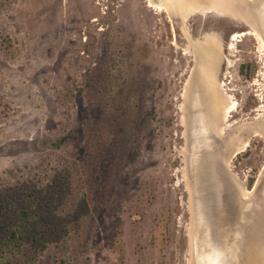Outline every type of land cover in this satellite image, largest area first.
Here are the masks:
<instances>
[{"label": "rangeland", "instance_id": "rangeland-1", "mask_svg": "<svg viewBox=\"0 0 264 264\" xmlns=\"http://www.w3.org/2000/svg\"><path fill=\"white\" fill-rule=\"evenodd\" d=\"M186 6L0 0V188L32 178L46 190L72 164L83 211L68 264H194L185 94L206 50L200 89L232 104L214 132L232 147L227 167L245 194L264 179V125L249 126L264 117L260 33L226 6ZM52 248L39 264H55Z\"/></svg>", "mask_w": 264, "mask_h": 264}, {"label": "water", "instance_id": "water-1", "mask_svg": "<svg viewBox=\"0 0 264 264\" xmlns=\"http://www.w3.org/2000/svg\"><path fill=\"white\" fill-rule=\"evenodd\" d=\"M232 3L236 10L244 9L249 13V22L255 25L264 38V0H235ZM251 125L254 127L264 125L263 119L252 122L249 126ZM256 132H259L258 129ZM209 139H213L215 146H206L202 149L205 151L202 154L205 156L204 159H200L202 147L197 152V158L192 154L188 157V175L193 196L195 222L194 260L197 264H201L206 255L209 254L208 257H212L214 248L218 250L223 246L227 264H240L242 260L245 261L242 253L245 245L242 247L240 243L244 236L242 231L253 232V228L250 229L249 225L253 221L251 214L257 211L258 214L263 215L264 204L259 202V196L243 200L240 189L234 186L236 181L229 175L225 166L227 161L223 159L221 142L215 136L213 138L212 134ZM214 150L216 151L212 153ZM216 153L218 157L212 155ZM205 159L206 161H203ZM248 203L250 205L247 207ZM245 224L246 227L243 228ZM259 225V223L253 224V226ZM256 245L254 241L249 244L251 251ZM253 252L254 250L252 254Z\"/></svg>", "mask_w": 264, "mask_h": 264}, {"label": "trees", "instance_id": "trees-1", "mask_svg": "<svg viewBox=\"0 0 264 264\" xmlns=\"http://www.w3.org/2000/svg\"><path fill=\"white\" fill-rule=\"evenodd\" d=\"M60 172L64 182L52 181L46 190L32 178L0 188V264H39L49 244L54 263L68 264L74 219L83 210L74 200L72 164H62Z\"/></svg>", "mask_w": 264, "mask_h": 264}, {"label": "bare ground", "instance_id": "bare-ground-1", "mask_svg": "<svg viewBox=\"0 0 264 264\" xmlns=\"http://www.w3.org/2000/svg\"><path fill=\"white\" fill-rule=\"evenodd\" d=\"M178 1V0H177ZM235 0H180L181 3H183V5L185 6V8L187 7L186 5H188V9H199L201 11H205V10H210L212 9L214 6H219L221 8H225L224 6H226L225 10H228L229 13H231L233 16L243 19L246 23H248L251 27H254L257 31L258 29L255 27V25L251 24L248 20L249 17V13L242 9V10H236V7L234 6V3H232ZM238 1V0H237ZM221 5V6H220ZM151 6V5H150ZM217 9V8H216ZM215 9V10H216ZM241 9V8H240ZM183 11L184 8L182 9ZM187 11V10H186ZM260 33V31H259ZM261 35V36H260ZM259 35V39H260V44L264 47V38L262 37V34L260 33ZM213 48H211L210 51L206 50L204 53L206 54V59L208 60V58L212 59V55L213 52L212 51ZM215 50V49H214ZM209 52H211L209 54ZM208 54V55H207ZM213 58H215V56H213ZM216 59V58H215ZM210 60V59H209ZM208 61H204V65L209 62ZM213 64H211V70H213ZM205 65V66H206ZM213 75V72H212ZM193 85V84H192ZM192 85L190 88H192ZM194 86V85H193ZM213 86H216L215 84H213ZM217 88V87H216ZM194 89H197L196 87ZM213 90L212 92L207 91V98H208V103L204 102L202 100L196 101L194 104H192V109H189L188 106V113H191L192 117L191 119V123H190V128L188 129V156L190 157V155L192 154V156L194 157L196 155V158L198 157L197 152L200 151L199 148H201V153H200V159H204L205 156L202 155L205 151L202 150L203 148L205 149L206 146H210L213 147L215 146L213 143V139H209L210 134H212L213 138L214 136L221 142V150L223 151V159H225V161H227V151L228 149L231 150L232 147L228 146L229 148H227L226 146V142L225 140L221 139L219 136L222 135L221 131H220V124L221 122H223L226 117L228 112L230 111V109L232 108V104L227 105L226 104V97L224 95H222L220 93V91ZM203 97L205 96L204 93L206 92L205 89L201 90ZM189 93H191V90L189 91ZM187 94V98L186 100H190L192 99V93L191 94ZM214 96H213V95ZM198 98H201L200 94H198L197 96ZM229 102V101H228ZM211 119L213 121V126H215V131L211 125ZM264 121V118H263ZM255 130V128H254ZM261 130V129H260ZM262 133L264 134V127L262 128ZM214 132H218L217 134L219 136H217ZM229 144V143H228ZM197 149V150H196ZM216 150H214L212 153H214ZM218 157V153L216 154H212ZM195 160V158H194ZM203 161H206L203 160ZM225 166L228 170V173L230 176H232V174L230 173L228 167H227V163L225 162ZM233 177V176H232ZM234 184V183H233ZM234 186H236V188H239L238 184L236 183V185L234 184ZM191 188V185H190ZM240 189V188H239ZM192 191V190H191ZM242 194L241 197L243 198V200H247L248 197H256L259 196V202L262 204L264 202V182L261 183V179H259L256 183V185L254 186L253 190L250 193H243V191L240 189L239 190ZM193 198V196H192ZM258 198V197H257ZM247 207L250 205V203L246 204ZM252 216V223L249 224L250 225V229L254 228L253 224H260L259 225V230L263 231L264 230V224H262V222L264 221V214L260 215L257 213V211L255 212V214H251ZM194 226H195V222H194V215H193V231H194ZM246 227L243 226V228ZM253 231V230H252ZM193 233V232H192ZM243 233V237L241 238V245L242 247L245 245L244 249H242V253L244 255L245 261L242 260V262L240 264H262V262L258 259V257L256 255L252 254V251L250 249L249 244H252V242H256L258 243L257 246L259 247L260 251L262 254H264V246L261 245V239H258V237L261 235L260 232L255 234L253 232H249V230H244L242 231ZM258 239V241H257ZM217 247V246H216ZM257 247V248H258ZM225 248L223 246L219 247L218 250L214 248V253L212 254V257H208V255L205 256L204 259H202V263L201 264H227V261L225 260ZM195 259V257H194ZM214 261V262H213ZM194 264H197V261L194 260Z\"/></svg>", "mask_w": 264, "mask_h": 264}, {"label": "flooded vegetation", "instance_id": "flooded-vegetation-1", "mask_svg": "<svg viewBox=\"0 0 264 264\" xmlns=\"http://www.w3.org/2000/svg\"><path fill=\"white\" fill-rule=\"evenodd\" d=\"M188 34H189V36L190 37H192V39H194V41H199L202 37H203V35L205 36V35H207L208 33H206V32H204V33H197L196 35H192L191 33H190V31L188 32ZM205 38V37H204ZM206 40V42H207V38L205 39ZM201 41V40H200ZM211 42V41H210ZM204 53V52H203ZM206 53V52H205ZM204 53V59H199L200 61H199V63H198V65H197V69L198 70H195V59H194V57L191 59L192 61H194V64H193V68L191 67L190 68V72H189V75H188V79H187V81L189 80L190 81V76L192 75V71H194L195 73L193 74V75H195L194 76V78H193V80H192V84L194 85H192V99H190V100H186L187 101V105H186V109H187V107L189 106V104H190V106H189V109H192V104H194L196 101H199V100H202V101H204V102H207L208 103V98H207V91L204 93V97H203V95H202V92H201V86H203V83H205L206 84V82H207V75H208V70H204V69H206L207 67H208V63H207V65H206V68H205V65H204V61L206 62V61H208L207 59H206V54ZM213 56H214V54L212 55V59H213ZM213 75H214V72H215V69H216V65H214L213 64ZM212 71V70H211ZM204 74V75H203ZM186 81V82H187ZM204 81V82H203ZM199 85H201V86H199ZM215 85H216V83H215ZM197 88V89H194V88ZM202 89H204V88H202ZM190 90H191V88H190ZM189 94H191V93H189ZM198 94H200V96H201V98H198L197 96H198ZM213 95V94H212ZM214 96V95H213ZM185 98H187V94H185ZM188 102H190L189 104H188ZM194 102V103H193ZM189 109H187V110H189ZM263 119V118H262ZM264 123V122H263ZM260 136H262V137H264V135L263 134H261ZM258 181V180H257ZM257 181H255L254 182V184L252 185V189H253V187L255 186V184L257 183ZM261 182L263 183L264 182V179H262L261 180ZM251 189V190H252Z\"/></svg>", "mask_w": 264, "mask_h": 264}]
</instances>
